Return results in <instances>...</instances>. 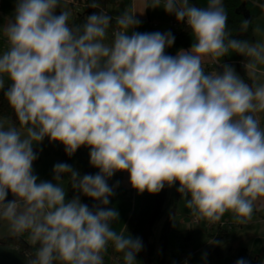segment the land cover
I'll use <instances>...</instances> for the list:
<instances>
[{
	"label": "clouds",
	"instance_id": "clouds-1",
	"mask_svg": "<svg viewBox=\"0 0 264 264\" xmlns=\"http://www.w3.org/2000/svg\"><path fill=\"white\" fill-rule=\"evenodd\" d=\"M88 8L77 22L68 0H14L0 18V228L32 246L25 264H140L143 240L112 204L117 173L141 195L175 189L197 223L249 224L264 208V40L233 35L225 0H149L190 33L175 55L171 31H138L136 0ZM46 140L69 159L86 149L96 171L60 161L41 179Z\"/></svg>",
	"mask_w": 264,
	"mask_h": 264
},
{
	"label": "rangeland",
	"instance_id": "rangeland-1",
	"mask_svg": "<svg viewBox=\"0 0 264 264\" xmlns=\"http://www.w3.org/2000/svg\"><path fill=\"white\" fill-rule=\"evenodd\" d=\"M137 1V0H136ZM7 2L10 4V8L8 11H6L5 7ZM195 2V0H194ZM198 3L203 4L205 0H197ZM69 7L73 9L74 17L76 15H79L81 12L84 11V8L79 7L76 3V0H68ZM139 10L138 12H145L142 16H138V18L141 20V27L138 29V31L141 32H153V31H171L173 34L177 32V28L174 27L175 23V17L170 16L166 14L162 8L159 10H152L151 8H148L149 0H139L137 1ZM132 0H121V4L117 9H115V13H119L125 6H131ZM7 5V6H9ZM147 9V10H146ZM14 11V0H6L5 5H3V14H0V17H7ZM170 50H168L169 52ZM232 58L238 59V57L233 56ZM236 67V65H235ZM237 70V68H236ZM239 72V71H238ZM240 73V72H239ZM0 119H3L0 117ZM43 154V146H42V152ZM58 162V159L54 156L49 157H43V160L41 163L35 165V171L39 175L41 179H51L52 178V168L53 165ZM129 183V177L126 173H124V182L119 190H116V195L113 198V205L116 206L120 212L121 215V224L128 225V216H130V210L133 201L137 204L135 212H138L139 210V193L135 191V193L132 192V189L130 187ZM124 196L126 199H124ZM134 196V197H133ZM136 197V198H135ZM180 200V196L176 192L175 189H168L167 188V194L166 199L163 205L162 210V218L155 224V227L153 229V235L150 239V242L154 245L153 254L150 256L151 258H148V254L145 251H142L139 256L138 260L140 261V264H158V253L160 250V238L161 233L163 229L164 223L169 218V211L170 209L173 210V214L176 213V218L173 221L172 219V233L170 236V248L168 251V261L170 264H173L178 258L180 251L176 250L177 243H176V237L177 235V227L179 223L186 222L188 224V230L194 237L193 247L189 250H185V255L189 256V264H230V261L232 260L231 256V250L233 247V242L235 240L234 236H228L225 240H221L223 242V246H220L222 250L224 251V258L222 261L216 260V259H209L208 261L202 259V255L199 253V250L201 248H204L205 251L208 253L209 250L212 248L214 249V245L211 244L212 240L215 238H218V232L221 229V227L225 226V229H239V225L236 224L230 216L226 215L223 219V221L216 225H208L206 222H199V225H196L194 219L190 217L188 214V211L183 207L182 203L177 204L176 203ZM260 211H262V218H264V208H262ZM133 214V213H132ZM256 213L253 215V219L256 217ZM130 218V217H129ZM191 225H193V228L191 229ZM122 228V225L120 226ZM213 228V229H212ZM258 231L264 232V228L257 227ZM212 229V230H211ZM247 232L251 231V229H247ZM245 231V232H246ZM131 233V232H130ZM134 237L138 235H134L131 233ZM8 237L7 236V229L6 227L0 228V240ZM141 237L142 236H138ZM26 239V238H25ZM243 239H246L245 237ZM250 237L247 238L248 242H251L253 240H249ZM143 240V238H142ZM229 240H232V243H228ZM245 240V241H247ZM257 250L261 254L259 264H264V242L263 240L257 242ZM212 246V247H211ZM218 247V246H216ZM184 250V249H183ZM147 255V256H146ZM108 264H118V261L114 260L112 258L111 253H109V256L106 258ZM181 259H179L177 262L179 263Z\"/></svg>",
	"mask_w": 264,
	"mask_h": 264
},
{
	"label": "trees",
	"instance_id": "trees-1",
	"mask_svg": "<svg viewBox=\"0 0 264 264\" xmlns=\"http://www.w3.org/2000/svg\"><path fill=\"white\" fill-rule=\"evenodd\" d=\"M76 4L84 8V11L79 15H76L74 18L79 21L80 17L86 15V9L88 8V0H77ZM120 5V0H102L103 9L109 14L115 15V9H117ZM225 6L229 14V28L232 29L233 35L238 36L239 38H248L250 40H255V21L260 18L264 14V0H225ZM242 6H244V11L249 14V20L252 19L253 23L249 27L248 31L243 35L240 34V24L243 19L246 18V15L243 11H241ZM176 27L177 34L175 36V45L180 47H187L189 44L190 33L186 30L185 25L179 24L176 19ZM240 74L244 75V70L241 65L238 66ZM11 116L10 109L8 108L7 102L3 100L2 96H0V117L3 119L9 118ZM54 156L58 159V162L64 161L69 164H72L74 167L79 169L82 173L95 172V169L89 167V156L88 151L86 149H81L75 157L69 159L64 152V148L59 144H49L46 140L43 144V154H40L39 160L35 165L42 162L43 157ZM124 173H117L116 176L110 181L111 184H116L119 182V190L122 186ZM167 188L164 189L158 195H149L148 193H144L143 195L139 194V210L138 212H134L130 218L128 219L127 230L134 235L142 236L144 249L149 257L153 254L154 245L150 242V239L153 235V229L155 224L162 218V210L163 205L166 199ZM112 200V204H113ZM91 203L90 201H88ZM172 220L170 217L164 223L161 238H160V252L158 255V264H170L167 255L170 245V236L172 233ZM225 231V230H224ZM223 229L221 228L218 232V240L224 234ZM178 244L179 248L187 250L190 249L194 240V237L191 233H187L184 235H178ZM0 244L12 245L15 248H18L23 253L30 254L32 252V246L25 240V238L20 239H11L5 237L0 240ZM249 259L248 251L243 249L239 252L238 258ZM236 259V260H237Z\"/></svg>",
	"mask_w": 264,
	"mask_h": 264
},
{
	"label": "crops",
	"instance_id": "crops-1",
	"mask_svg": "<svg viewBox=\"0 0 264 264\" xmlns=\"http://www.w3.org/2000/svg\"><path fill=\"white\" fill-rule=\"evenodd\" d=\"M5 1L6 0H0V14L1 15L3 14V5H5ZM137 1H139V0H137ZM137 1H136L135 11L138 12L140 6L138 7ZM9 4L10 3L7 2L6 7H5L6 11H8L9 8L11 7ZM120 4H121V0H120ZM7 5H9V6H7ZM254 28H255V40H257V39L264 40V14L255 21ZM164 32H166V31H164ZM177 32H178V30H177ZM177 32L174 34V36H176ZM191 44H192V39L190 37L189 44L184 49H188L191 46ZM181 48H183V47L174 46L173 48L169 49L170 50L169 54L175 55V53ZM236 57H238V59L232 58V57L230 59L226 58V62L233 64V65H236L237 71H239L238 66L240 65V61L243 60L244 58L239 57V56H236ZM123 182H124V174H123L122 184H123ZM131 189H132V192L135 193V190L132 187H131ZM124 199H126L125 196H124ZM136 206H137V204L135 203V201H133L132 206H131V210H130V213H131L130 216L132 215V213L135 212ZM262 213H263L262 211L256 212L257 216L254 219H252V221L249 224H246V225H239L238 224L239 229L231 228L229 230V229H225V226L221 227L223 229V231L225 230L224 234L220 240H218V238L216 240H218V241L225 240L228 236H231V237L234 236V238H235L234 242L232 240L228 241V243L233 242V247L231 250L232 260L230 261V264H235L239 252L243 249L248 251L249 260H251V264H259L260 263L259 260H260L261 254H259L260 252L256 249L257 248L256 244H257V242H259L261 240H263V242H264V232L263 231L259 232L258 228H257V227L264 228V218H262V216H261ZM130 216H128V219ZM196 225H199V224H196ZM171 226H172V222H171ZM190 228L192 229L193 225H191ZM177 229H178L177 235H184V234H187L188 232H190L188 230V224L186 222L179 223ZM247 229H251V231L247 232L246 231ZM244 237L246 239H243ZM248 237H250L249 240H253V241L248 242V240H247ZM25 240L27 241V239H25ZM245 240H247V241H245ZM177 241H178V238L176 237V243L178 244ZM193 242H194V240H193ZM192 247H193V243H192L191 248ZM169 248H170V245H169ZM263 249H264V247H263ZM176 250L180 251V253H179V256L177 257L178 259L173 264H177L178 263L177 261L179 259H182L186 256L185 250L179 248V244L177 245ZM187 250H189V249H187ZM159 252H160V250H159ZM199 253L202 256H203V254L206 253L207 254V261L209 259H216V260L222 261L224 258V251L222 250V248L220 246H218V247L214 246V249L211 248L208 253L205 251L204 248H201L199 250ZM158 255H159V253H158ZM148 258L150 259L151 257H149V255H148ZM167 259H168V255H167Z\"/></svg>",
	"mask_w": 264,
	"mask_h": 264
},
{
	"label": "water",
	"instance_id": "water-1",
	"mask_svg": "<svg viewBox=\"0 0 264 264\" xmlns=\"http://www.w3.org/2000/svg\"><path fill=\"white\" fill-rule=\"evenodd\" d=\"M92 9L87 8L86 13L90 14ZM241 11L244 12L246 18L249 19V14L244 11V6H242ZM13 250L9 245L0 244V264H25L24 253L18 248Z\"/></svg>",
	"mask_w": 264,
	"mask_h": 264
},
{
	"label": "built area",
	"instance_id": "built-area-1",
	"mask_svg": "<svg viewBox=\"0 0 264 264\" xmlns=\"http://www.w3.org/2000/svg\"><path fill=\"white\" fill-rule=\"evenodd\" d=\"M174 27H176V22L174 23ZM177 28V27H176ZM196 224H198L197 222H195ZM223 227V226H222ZM185 261H187V264H189V256H185L184 258L181 259V261L177 264H185ZM248 261L251 264V260L248 259Z\"/></svg>",
	"mask_w": 264,
	"mask_h": 264
}]
</instances>
